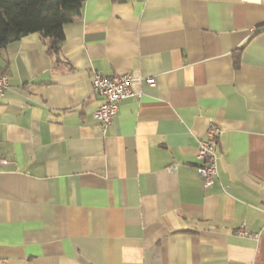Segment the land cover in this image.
<instances>
[{
    "label": "crops",
    "instance_id": "0c3cea01",
    "mask_svg": "<svg viewBox=\"0 0 264 264\" xmlns=\"http://www.w3.org/2000/svg\"><path fill=\"white\" fill-rule=\"evenodd\" d=\"M63 34L0 49V264H264V0H84ZM95 72L154 84L103 131Z\"/></svg>",
    "mask_w": 264,
    "mask_h": 264
},
{
    "label": "trees",
    "instance_id": "16d2710c",
    "mask_svg": "<svg viewBox=\"0 0 264 264\" xmlns=\"http://www.w3.org/2000/svg\"><path fill=\"white\" fill-rule=\"evenodd\" d=\"M83 1L0 0V49L37 33L49 41L47 52L56 54L64 40L63 26L79 17Z\"/></svg>",
    "mask_w": 264,
    "mask_h": 264
},
{
    "label": "built area",
    "instance_id": "2783aa9c",
    "mask_svg": "<svg viewBox=\"0 0 264 264\" xmlns=\"http://www.w3.org/2000/svg\"><path fill=\"white\" fill-rule=\"evenodd\" d=\"M142 82L148 85L154 84L152 78H144L136 72L115 76H104L98 72L93 73L90 81L92 92L101 100V103L93 112V118L99 123L103 131L111 124L118 111L119 103L125 98L139 95L140 92L137 87ZM7 88L8 78L0 70V97ZM219 135V128L210 125L206 130L205 137L198 140L197 159L199 164L196 166V173L205 189L212 186L217 175L215 143ZM5 164H7V161L0 155V173ZM241 235L251 236L246 231L242 232Z\"/></svg>",
    "mask_w": 264,
    "mask_h": 264
}]
</instances>
